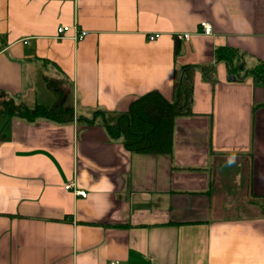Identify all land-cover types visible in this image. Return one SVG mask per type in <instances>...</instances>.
I'll return each instance as SVG.
<instances>
[{
    "label": "crops",
    "instance_id": "0c3cea01",
    "mask_svg": "<svg viewBox=\"0 0 264 264\" xmlns=\"http://www.w3.org/2000/svg\"><path fill=\"white\" fill-rule=\"evenodd\" d=\"M0 46V99L53 107L63 81L75 115L0 105V264H264V86L218 58L264 63V0H0ZM186 66L173 153L126 150L106 124L151 91L174 101Z\"/></svg>",
    "mask_w": 264,
    "mask_h": 264
},
{
    "label": "trees",
    "instance_id": "16d2710c",
    "mask_svg": "<svg viewBox=\"0 0 264 264\" xmlns=\"http://www.w3.org/2000/svg\"><path fill=\"white\" fill-rule=\"evenodd\" d=\"M218 58L226 62L230 72L236 71L234 61L236 51L230 48L220 49ZM183 78L175 84L176 99L168 100L158 90L151 91L136 100L128 112L122 113L113 124H106L113 138H122L126 150L144 155H171L174 148V128L181 116L192 114L193 71L195 67L186 66ZM239 70V67H238ZM243 70V68L241 69ZM254 81L264 86V63H259L245 73ZM235 77V76H234ZM236 78V77H235ZM48 86L58 95V102L53 107L35 104L30 107L14 98L2 96L1 113L7 118H22L29 122L48 119L58 123L74 120V110L67 105V93L55 82ZM264 208V198H255Z\"/></svg>",
    "mask_w": 264,
    "mask_h": 264
},
{
    "label": "built area",
    "instance_id": "2783aa9c",
    "mask_svg": "<svg viewBox=\"0 0 264 264\" xmlns=\"http://www.w3.org/2000/svg\"><path fill=\"white\" fill-rule=\"evenodd\" d=\"M201 28H202V34L203 35H205V36H212L213 35V26L209 22H202ZM74 29L76 31L75 38L77 40H82L88 35L87 31H79L77 28H74ZM71 30H72V28L69 26H60L57 30L59 38H64L65 36H67V34ZM189 36H190V34H184L185 38H188ZM160 37H161V34H151L149 36V39L151 41H154V40L159 39ZM25 44H29V40H26ZM3 51L4 50L0 46V53H2ZM65 190H67V191L73 190L77 195H80L84 198H86L88 196L86 191H75V183L74 182H71V183L65 185ZM111 264H119V262H112Z\"/></svg>",
    "mask_w": 264,
    "mask_h": 264
},
{
    "label": "rangeland",
    "instance_id": "374dc122",
    "mask_svg": "<svg viewBox=\"0 0 264 264\" xmlns=\"http://www.w3.org/2000/svg\"><path fill=\"white\" fill-rule=\"evenodd\" d=\"M238 55H237V57H236V59H235V61H234V66L236 67V73L238 72V73H240L242 76H244V74H245V72H246V70H241L242 68L244 69L245 68V65H243V63L241 64V63H239L238 62ZM238 67H239V70H238ZM248 69L250 68V67H247ZM230 77H232V76H230ZM229 79V78H228ZM56 85H58V87H61L62 89H64L65 90V92L67 93L70 89V87H69V84L67 83V82H63V81H58V82H56ZM255 201H256V199H255ZM252 203H254V202H252ZM260 205V207L263 209V211H264V208L262 207V204H259Z\"/></svg>",
    "mask_w": 264,
    "mask_h": 264
}]
</instances>
